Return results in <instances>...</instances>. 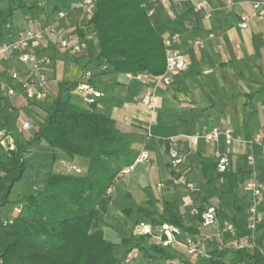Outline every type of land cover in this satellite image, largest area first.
<instances>
[{"label":"crops","instance_id":"crops-1","mask_svg":"<svg viewBox=\"0 0 264 264\" xmlns=\"http://www.w3.org/2000/svg\"><path fill=\"white\" fill-rule=\"evenodd\" d=\"M156 1L145 0L154 7L152 21L163 39L177 35L174 47L186 61L185 69L176 73L169 85L148 74L139 80L132 73L115 72L111 65L95 58L97 37L92 32L84 37L74 32L79 20L76 14L56 20V13L51 11L35 13L16 8L11 12L5 3L0 10V45L20 29H41L53 23L56 31L48 32L43 41L3 56L0 92L3 106L8 102L27 118L36 120L44 114L43 107L55 98L58 81L80 82L86 79L85 71L91 70V83L102 93L96 99L97 110L116 121L139 153L149 152L147 162L135 163L130 173L118 176L110 189V206L99 213L92 231L101 229L116 244V255L124 264H134L141 251L121 246L119 234L111 236L109 229L115 226L114 219L120 222L116 225L119 231L131 226L136 234V223L146 219L137 213V205L149 206L161 215L165 202L174 200L186 228L179 227L183 236L195 237L202 254L192 259L183 246L174 244L166 248L174 258L151 251L144 264H198L209 257L215 245H222L221 237L226 239L223 246L234 245L233 238L225 232L226 224L243 229L250 200L244 182L252 178L264 183V140L262 146L254 141L258 134L264 136V0ZM199 2H205L201 9L196 7ZM256 4L260 5L258 9ZM244 20L247 27L241 25ZM61 37L82 42V52L73 55L62 51L58 44ZM195 40L204 41V47L193 44ZM27 51L51 58L44 67L55 82L50 102H27L21 96L7 94L9 85H17L11 72L18 71L22 78L31 76L29 65L18 57ZM147 91L153 94V108L142 102ZM215 126L232 127L234 141L227 145L221 138L217 143H206L202 135ZM35 129L27 132L33 134ZM171 150L184 155L175 172L170 164ZM215 150L228 154L231 181L225 172L217 170ZM210 163L214 165L213 180L208 183ZM186 182L195 183L196 189H189ZM114 199L118 203L113 204ZM208 207H215L219 217L214 225L205 227L194 210ZM125 209L131 210L130 215ZM259 220L264 223V193ZM149 241L156 243L153 238Z\"/></svg>","mask_w":264,"mask_h":264},{"label":"trees","instance_id":"trees-1","mask_svg":"<svg viewBox=\"0 0 264 264\" xmlns=\"http://www.w3.org/2000/svg\"><path fill=\"white\" fill-rule=\"evenodd\" d=\"M83 1L53 0L51 13L65 10L66 17L76 14L79 24L73 30L80 37L95 33L98 46L95 58L120 73L158 76L165 71L163 38L148 14L145 0H97L91 18L81 6ZM5 3L11 12L16 8L29 12L33 11L32 7L37 8L27 0H0V10ZM76 59L81 61L80 57ZM78 84L77 80L57 82L55 98L43 107L44 119L26 141L6 126L0 114V130L11 134L15 142L11 150L0 146V258L3 264H124L116 255V244L101 229L92 231V225L100 212L108 210L112 199L110 189L116 179L124 168L134 164L140 153L116 121L97 110L96 102L88 105L75 93ZM2 99L0 92V113L4 107ZM42 142L70 159H87V171L82 174L51 172L42 189L13 201L14 186L31 166L29 152ZM208 167L207 182L211 183L213 163ZM172 169L176 171L173 166ZM224 174L229 181L233 179L232 172L227 170ZM8 205L11 213L2 218V208ZM17 206L21 207L20 212L13 216ZM136 211L154 225L168 222L186 229L174 200L165 202L161 215L141 204ZM198 211L196 215L201 219L204 209ZM125 212L130 215L131 210L125 209ZM245 233L244 224L238 235ZM149 240L145 235H125L121 236L120 245L138 248L145 256L151 251L169 254L167 247L149 244ZM263 244L264 223L259 222L255 249L215 245L202 264H264ZM168 258L174 255L169 254ZM185 264L194 263L186 261Z\"/></svg>","mask_w":264,"mask_h":264},{"label":"built area","instance_id":"built-area-1","mask_svg":"<svg viewBox=\"0 0 264 264\" xmlns=\"http://www.w3.org/2000/svg\"><path fill=\"white\" fill-rule=\"evenodd\" d=\"M171 0H157V4H167ZM180 1V0H173ZM97 0H84L81 6L84 8L87 16L91 18L94 15L96 9ZM148 14L153 16L154 7H149L148 3ZM205 6V2H199L196 7L201 9ZM255 7L258 9L259 4ZM67 16L65 10L56 13L55 19L60 20ZM242 27H247L246 20L241 24ZM56 29L53 23L46 25L44 28H25L20 29L15 32L14 37L5 44L0 45V60L6 54H13L20 49H26L30 46L32 42L43 41L48 32H55ZM177 38L176 34H172L163 39L164 46L166 49V69L165 71L155 78L169 85L172 82L173 76L179 71L185 69L186 61L180 54V52L174 47V42ZM59 47L62 51L77 55L83 50V43L80 41L72 42L67 37H61L59 39ZM193 44L204 47V41L195 40ZM19 61L29 65L31 76L21 77L18 71L11 72V79L17 82V85H9L7 87V94L12 97L21 96L27 102L36 103H47L50 102V97L52 96V89L54 87V79L48 75L45 71V66L51 62V58L48 55H41L36 52H22L19 54ZM93 72L91 70L85 71L86 79L80 81L75 89L80 97L83 98L84 102L91 105L96 102V99L102 96L101 91L97 90L95 86L91 83L90 78ZM137 79L143 80L144 74H136ZM142 102L147 105L148 108L154 107L153 94L147 91L142 96ZM35 127V123L31 119L22 121L21 129L22 131H29ZM202 137L206 143H217L221 138L227 145H230L234 139V129L232 127H213L209 131H206ZM264 136L263 134H258L254 141L259 143L261 146L263 144ZM0 146L11 150L15 147V142L11 134L0 130ZM170 164L177 169L184 161V155H181L176 150L170 151ZM251 158V157H250ZM214 159L216 163L217 170L220 172H226L229 166V156L227 153L220 150L214 151ZM149 160V152L141 151L136 158L135 163L147 162ZM134 164L128 166L122 170L121 174L130 173L134 167ZM162 184L160 183L159 186ZM244 187L250 193V200L248 211L245 220L246 233L239 237L238 230L233 223L226 224L225 232H227L234 240V247L253 250L258 246V225L260 217V207L262 205V196L264 193V183L256 179H247L244 182ZM20 206L14 208L12 215L16 216L20 212ZM195 214H198V209L194 210ZM218 212L215 207H208L201 214V222L205 227H210L218 221ZM135 233L138 235H145L153 238L158 245L163 247H170L174 244L183 246L192 257V259H197L201 254L200 242L192 236H183L181 229L174 224L163 222L159 225H154L146 219L139 220L135 226ZM262 252H264V244L262 247ZM0 264H3V259L0 258ZM245 264V263H236Z\"/></svg>","mask_w":264,"mask_h":264},{"label":"rangeland","instance_id":"rangeland-1","mask_svg":"<svg viewBox=\"0 0 264 264\" xmlns=\"http://www.w3.org/2000/svg\"><path fill=\"white\" fill-rule=\"evenodd\" d=\"M41 1L45 2L42 6L38 4ZM27 2L37 5V8L32 7L35 13L45 12V11L49 13L53 7V0H27ZM78 24L79 22H77L75 25H78ZM42 110L44 111V114H45L44 108ZM0 114L2 116L1 117L2 121L6 123V126L9 129L20 133V139H22L23 141H26L30 137L31 134H29L27 131H24V130L22 131L21 129L22 121H25L30 118H27L26 116H24L14 106L9 105L8 102H6ZM43 115H41V117H39L36 120L33 119L35 123V127H37L38 123H40V121L44 119ZM29 154H30L29 159L31 161V166L27 169L23 178L18 183H16V185L14 186L12 196H11L13 201H17L21 199L23 195L28 194L32 191H37V190L42 189L45 186L47 177L51 172H71L75 174H82V173H86L87 168H88L87 159L80 158V157L70 159L62 151L52 149L47 143H44V142H42L41 144L37 146H34L30 150ZM186 184H188L187 187L189 189H196L195 183L186 182ZM116 203H118V201L114 199L113 204H116ZM10 213H11V206L10 205L5 206L4 208H2L1 217L7 218L10 215ZM139 216H142V215H139ZM97 219H100V218L97 217L95 220ZM134 220L135 219L133 218L131 222H134ZM114 223H116L114 224L115 226L111 225V230L109 229V232L111 233L112 237H116L117 234L120 235V236L118 235L119 238H121L122 234L124 236L134 234L133 228H131V226H129L126 230L119 231L116 228L117 227L116 225L119 226L120 222L114 219ZM219 243L222 245H225L226 239L221 237V241ZM149 244H151L150 241H149ZM147 258L148 256H145L141 252L138 258L136 259L137 262L134 264H144V261H146ZM205 259L204 258L201 259L198 264H202Z\"/></svg>","mask_w":264,"mask_h":264}]
</instances>
